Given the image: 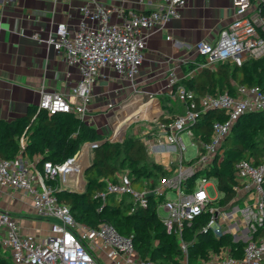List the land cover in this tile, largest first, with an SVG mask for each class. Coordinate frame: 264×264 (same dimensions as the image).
Wrapping results in <instances>:
<instances>
[{
	"label": "built area",
	"instance_id": "obj_1",
	"mask_svg": "<svg viewBox=\"0 0 264 264\" xmlns=\"http://www.w3.org/2000/svg\"><path fill=\"white\" fill-rule=\"evenodd\" d=\"M140 1L154 7L149 11H139L113 6L103 0H85L80 7L82 19L78 29L73 31L68 24L59 23L46 36L33 34L35 40L62 54L66 62L80 72V80L72 89L78 104H72L61 92L43 90L38 110L44 109L50 115L74 112L83 116L103 68H111L123 78L136 80L146 56V32L180 18L188 0ZM232 2L235 17L220 30L218 38L215 41L198 40L194 44L197 55L205 59L198 64L199 69L215 70L224 63L241 66L248 60L264 57V0ZM116 12L122 17L121 23L113 22ZM177 80L176 72L172 71L168 76L169 83L174 85ZM176 98L184 104V112L169 123L159 122L158 131L149 130L140 137L148 151L156 155L177 152L182 157L177 174L162 178L160 186H145L138 190L132 185L129 172L120 171L117 181L108 180V192L130 195L143 207L148 206L150 195L163 197L161 206L166 215H158L167 231L178 239L183 251L182 264H190L184 231L204 213L209 215V219L203 231L217 237L231 236L235 244L224 246L202 264H264V156L260 161L250 156L235 163L233 195L224 201L226 192L220 190L224 195L218 206L212 204L218 199H211L206 191L208 176L203 177L202 184L188 186V180L196 172H209L212 165L222 161L226 138L244 114L264 112L263 88L259 84L238 85L235 93L226 90L198 94L178 86ZM210 110L219 111L226 117L213 122L211 138L206 141L196 132V126L203 113ZM183 133L200 144L197 156L189 161L192 164L187 167L183 165V154L187 150ZM87 143L93 150L100 141ZM20 144L25 149L24 135ZM78 154L58 164L45 160L40 167L39 161L27 159L22 153L12 160L0 153V184L27 192L36 215L51 222L50 234L37 238L33 234L22 233L17 217L0 209V246L8 252L13 264H100L83 242L86 239L101 240L118 254L126 256L132 264H163L141 258L132 237L121 234L112 224L104 222L91 227L77 221L70 206L59 200L56 187L48 180L58 179L60 188L71 184L67 177L74 172ZM173 162L162 164L167 171H173ZM172 188L177 193L176 197L165 198ZM239 243L244 244L242 252Z\"/></svg>",
	"mask_w": 264,
	"mask_h": 264
},
{
	"label": "crops",
	"instance_id": "obj_2",
	"mask_svg": "<svg viewBox=\"0 0 264 264\" xmlns=\"http://www.w3.org/2000/svg\"><path fill=\"white\" fill-rule=\"evenodd\" d=\"M103 1L139 11L154 7L140 0ZM84 2L0 0V119L10 121L25 115L29 106L38 104L43 90L61 92L72 104H78L72 92L80 80L78 68L69 65L53 48L35 40L33 34L46 36L59 23L68 24L73 31L78 29ZM181 13L180 18L146 32V56L136 80L123 78L108 67L101 70L82 116L101 134L99 141L141 136L154 131L162 122V115L176 117L184 112L185 106L176 98V90L201 70L199 63L191 68L198 57L194 44L198 40L215 41L220 30L235 17V9L232 0H188ZM112 19L116 23L122 21L119 12ZM172 71L178 76L174 85L168 81ZM87 146L84 144L81 151L85 147L87 150ZM154 155V161L160 164L175 160L176 156ZM179 159L182 160L180 155ZM82 165L83 175L88 164ZM172 167L175 168L173 164ZM85 181L83 178L81 185H75L83 188ZM0 209L17 217L22 233L37 238L50 234L51 222L36 215L27 192L0 184ZM86 243L100 264H132L101 240Z\"/></svg>",
	"mask_w": 264,
	"mask_h": 264
},
{
	"label": "trees",
	"instance_id": "obj_3",
	"mask_svg": "<svg viewBox=\"0 0 264 264\" xmlns=\"http://www.w3.org/2000/svg\"><path fill=\"white\" fill-rule=\"evenodd\" d=\"M264 11V2H263ZM205 59L197 57L198 63ZM259 84L264 90V57L252 59L241 66L224 63L217 69L203 68L184 83L189 90L198 94L217 93L228 90L235 93L238 85ZM226 116L219 111L210 110L203 113L196 126V132L209 141L212 124L216 119ZM175 116L160 117L165 123ZM26 138L25 149L20 140ZM263 137V138H262ZM102 139L96 127L86 122L81 115L74 112H57L49 114L38 110L37 105L29 106L25 115L13 120L0 119V153L4 158L15 159L21 153L33 161H39L41 167L45 160L63 163L76 155L86 142ZM224 156L218 165H212L209 174L218 180L221 191L226 192L228 200L232 195L235 163L243 158L254 156L257 161L264 156V112L244 114L233 127L224 143ZM90 166L85 170L87 187L83 191H72L58 186V179L48 182L56 187L59 200L67 203L77 221L91 227H98L104 222L112 224L121 234L132 237L135 248L141 258L152 259L163 264H182L183 251L174 233L167 231L157 213L158 204L163 197L149 196V204L143 207L135 201L125 203L124 195L108 192L107 182L117 181L118 172L123 166L129 168L132 185L142 190L146 180L151 177L164 176L168 171L157 161L151 160L148 148L142 137L127 135L123 141H100L93 149ZM188 180V186L196 184L194 178ZM153 186V185H152ZM209 219L207 213L195 218L191 226L185 229L184 238L188 244L189 262L197 264L207 260L211 253H218L224 246L234 245L231 236L217 237L203 231ZM242 252L243 243H239ZM5 253L12 262L8 252L0 246V264H9L2 257ZM13 264V262H12Z\"/></svg>",
	"mask_w": 264,
	"mask_h": 264
},
{
	"label": "rangeland",
	"instance_id": "obj_4",
	"mask_svg": "<svg viewBox=\"0 0 264 264\" xmlns=\"http://www.w3.org/2000/svg\"><path fill=\"white\" fill-rule=\"evenodd\" d=\"M144 128V127H143ZM159 129L156 128L155 131H158ZM193 131H195V129H193ZM263 138V137H262ZM183 139H184V142L187 146V150L184 152L183 156H184V161H183V165L185 167L187 166H190L192 163H190L189 161L194 159L198 152H199V143L196 142V141H193L192 137L190 135H187L186 133H183ZM87 143V142H86ZM85 144V143H84ZM83 144V145H84ZM82 145V147H83ZM81 147V148H82ZM92 152V155H91V158H90V162H92V158L94 156L93 154V150H91ZM173 151L169 152L168 154H174L176 156H174V167H175V170L173 171H168L164 176H158V177H151L149 180H146V188H153L155 186H160L162 183H161V180L162 178H171V177H174L178 170L179 167H180V159H179V154L177 152H174L172 153ZM148 155H149V158L151 160H154L155 159V155L152 151H148ZM196 162V159L194 160ZM124 168H121L123 172H129V168L127 166H123ZM85 168L83 170V178H85ZM204 176H208L207 177V181H208V185L206 186V191L208 192V195L211 199H218L215 203L212 202L213 205H216L218 206V202L220 198L223 197V192L220 191V189L218 188L217 186V178L213 175H210L206 170L201 172L200 174H197L194 178L195 182L197 185L199 184H202L203 183V177ZM85 185L84 187L82 188L81 186L78 188L75 184H69L67 185L66 187L64 188H67L69 190H72V191H83L86 189L87 187V179L85 178ZM153 185V186H152ZM177 195L176 191L172 188V189H169L167 191V194L164 196L165 198H175ZM125 203H128V202H133L134 203V199L132 196L130 195H126L123 197V199ZM223 202V201H222ZM162 202L158 204V207H157V213L160 215V216H165L166 215V211L164 210V208L161 206ZM86 241H89L88 239H86ZM85 240H83V242L85 243V245L87 246V243H86ZM216 255V253H211L210 256H214ZM2 257L8 261L9 264H12V262L10 261V259L8 258V256L3 253L2 254ZM204 261L206 260H200L198 263L202 264Z\"/></svg>",
	"mask_w": 264,
	"mask_h": 264
},
{
	"label": "bare ground",
	"instance_id": "obj_5",
	"mask_svg": "<svg viewBox=\"0 0 264 264\" xmlns=\"http://www.w3.org/2000/svg\"><path fill=\"white\" fill-rule=\"evenodd\" d=\"M85 144H88L89 147L87 146V150L85 147L83 149V151H81V149H80L79 154L76 157L75 164L73 165L74 172L67 177V181L69 183L76 184L77 186L81 185L83 182V175H82V166L83 165L82 164H84V165L89 164L90 158L92 155L90 144L89 143H85Z\"/></svg>",
	"mask_w": 264,
	"mask_h": 264
},
{
	"label": "water",
	"instance_id": "obj_6",
	"mask_svg": "<svg viewBox=\"0 0 264 264\" xmlns=\"http://www.w3.org/2000/svg\"><path fill=\"white\" fill-rule=\"evenodd\" d=\"M94 148H95V147H94ZM89 166H90V164H88V165L85 167V170H86V168L89 167ZM196 173H197V172H196ZM149 195H150V194H149Z\"/></svg>",
	"mask_w": 264,
	"mask_h": 264
}]
</instances>
